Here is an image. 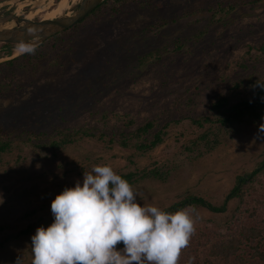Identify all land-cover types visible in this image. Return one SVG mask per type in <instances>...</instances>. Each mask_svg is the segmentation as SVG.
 <instances>
[{
    "label": "rangeland",
    "instance_id": "1",
    "mask_svg": "<svg viewBox=\"0 0 264 264\" xmlns=\"http://www.w3.org/2000/svg\"><path fill=\"white\" fill-rule=\"evenodd\" d=\"M80 1L69 3L72 7ZM193 3L199 11L183 17ZM28 13L24 7L20 16ZM40 19L39 15L33 20ZM263 48L264 0H155L145 7L127 4L120 13L111 11L109 4L59 38L47 40L41 51L62 50V57L56 65L45 63L44 79L30 97L0 96V126L37 131L78 127L97 137L52 153L34 150L23 136L2 156L0 242L5 244L0 264H17L18 258L19 264H31V237L38 227L53 223L52 201L65 187H74L77 180L82 183L83 173L95 165L110 164L117 174L158 167L168 172L166 181L149 179L133 186L142 193V206L148 203L162 210L190 194L222 204L236 179L264 159V135L257 137L264 131V117L223 132L212 152L187 151L209 126L199 128L193 121L215 119L211 104L219 97L238 102L250 96L247 87L264 80ZM12 49L18 56L26 53L19 45ZM6 52L0 44V63L18 57ZM236 84L242 87L236 89ZM148 122L155 123V134H165L158 147H135L152 135L132 137L130 147H122L121 133L129 137ZM101 134L103 140L98 139ZM254 186L243 202H230L226 213H193L199 217L196 232L179 264H188L190 258L192 264H241L240 256L247 264H262L248 257L250 244L227 262L213 259L209 249L232 233L230 227H261L264 178ZM27 229L30 234L17 237Z\"/></svg>",
    "mask_w": 264,
    "mask_h": 264
},
{
    "label": "clouds",
    "instance_id": "2",
    "mask_svg": "<svg viewBox=\"0 0 264 264\" xmlns=\"http://www.w3.org/2000/svg\"><path fill=\"white\" fill-rule=\"evenodd\" d=\"M251 87L264 89V83L257 80ZM138 196L142 193L110 164L85 171L82 183L65 187L52 201L53 223L31 237V264H179L196 232V210L170 213L142 206Z\"/></svg>",
    "mask_w": 264,
    "mask_h": 264
},
{
    "label": "trees",
    "instance_id": "3",
    "mask_svg": "<svg viewBox=\"0 0 264 264\" xmlns=\"http://www.w3.org/2000/svg\"><path fill=\"white\" fill-rule=\"evenodd\" d=\"M154 1L155 0H104V2L91 15L99 13L104 6H108L109 4L111 11L120 13L121 9L127 4L134 3L141 7H145L151 6ZM220 7L221 12L226 11V6L220 3ZM199 9L197 3H193L189 9H185L183 17H188L190 15L194 16ZM210 9L211 8H209V10ZM77 26L73 28H76ZM61 34L50 39H57ZM45 44L46 42L42 46L34 48V51L31 53L26 52L17 58L0 63V96L6 97L11 94H18L30 97L32 93L36 91V86L44 79V71H47L45 69V63L51 62L56 65L59 62L60 57H62V50L59 51V54H46L41 51ZM13 46L14 45L11 44H4V47H6L7 50L6 55L12 56L14 54L12 49ZM0 58H3V54H0ZM259 81L264 83V80ZM255 83H252L247 87L250 89V96L241 98L238 102H232L230 96L217 98L211 104V111L215 114V119L212 120L210 117H206L200 120H194V125L199 128H204L206 125L209 126L200 136L193 140L192 147H188L187 151H201V149L204 148L206 151L212 152L221 144V135L223 132H229L231 128H234L245 121L257 122L262 120L264 117V99H262L264 98V89L252 88L251 86ZM235 87L236 89H239L242 87V84H236ZM132 125H134V122H129V126ZM155 127L154 122H148L144 126L139 127L129 137L125 133H121L120 144L122 147L128 148L130 147V139L132 137L142 139L145 136L152 135L151 140L146 138V144H139L137 142L135 147L141 151L153 150L164 141L165 136L163 131H159L155 134L153 131ZM23 136L25 138L23 142H31L34 150L38 152L52 150V153H56L67 146L73 145L85 137H97L94 133H91L89 129H78V127H63L37 131L35 129L29 130L28 128L0 126V160L3 155L10 153L14 149V142L16 139L22 140L19 138H22ZM104 138V134L98 136V139L103 140ZM119 175L128 180L133 186L149 179L166 181L169 176L168 172L159 167L155 169L144 168L137 172H129ZM263 178L264 159L258 163L253 171L243 174L236 179L235 185L226 195L222 204L215 205L205 197L190 194L180 202L162 209V211L175 213L182 208L192 206L196 211L204 209L215 214H223L228 212V205L230 202L234 200L243 202L246 198L247 191L255 187L254 185L256 182H261ZM30 232L31 229H27L26 231L21 232L17 237L30 234ZM228 233L231 234L223 236L222 242L213 243V245L209 247L213 259L227 262L230 257H238L236 255L242 246L246 245L245 247L250 248L247 246L250 244L252 248H250L251 253H248V257L257 259V261H261V263L264 264L263 221L261 227L260 225H255L252 227H244L243 230H238V228L232 229V227H230ZM4 244L5 241L0 242V248L3 247ZM122 248L123 244L121 243L118 245V249ZM243 257L240 256L238 260L241 264H247L248 260Z\"/></svg>",
    "mask_w": 264,
    "mask_h": 264
},
{
    "label": "water",
    "instance_id": "4",
    "mask_svg": "<svg viewBox=\"0 0 264 264\" xmlns=\"http://www.w3.org/2000/svg\"><path fill=\"white\" fill-rule=\"evenodd\" d=\"M26 1L37 3L41 0H15L12 3H2L8 6L0 10V44L23 45L32 49L39 47L50 38L85 21L104 2V0H81L71 8V16L65 15L53 20H31L16 13L20 4ZM14 8L16 9L13 12L6 14ZM28 12H31L30 7ZM9 24L13 26L7 28Z\"/></svg>",
    "mask_w": 264,
    "mask_h": 264
},
{
    "label": "bare ground",
    "instance_id": "5",
    "mask_svg": "<svg viewBox=\"0 0 264 264\" xmlns=\"http://www.w3.org/2000/svg\"><path fill=\"white\" fill-rule=\"evenodd\" d=\"M14 1L15 0H0V6L3 5V2L12 3ZM24 7H30L31 9V12L26 15L28 19L33 20L35 17L40 15L41 19L53 20L65 15L71 16V8L73 6L71 7L69 0H59L58 2H54L53 0H41L37 3L26 1L24 4H20V7L17 9L16 13L20 14L21 9ZM12 26L13 24H9L7 25V28H11ZM21 46L23 45H19V48H21ZM17 51L19 50L17 49L16 52ZM18 55L19 53H16L13 55V57H17Z\"/></svg>",
    "mask_w": 264,
    "mask_h": 264
},
{
    "label": "flooded vegetation",
    "instance_id": "6",
    "mask_svg": "<svg viewBox=\"0 0 264 264\" xmlns=\"http://www.w3.org/2000/svg\"><path fill=\"white\" fill-rule=\"evenodd\" d=\"M3 3H5V2H3ZM8 6V4L5 6V8ZM5 8H2L3 10L5 9ZM14 10H11V11H9L8 13H6V14H9V13H11V12H13ZM26 16V15H25ZM25 16H22V17H25ZM66 32V31H65ZM3 45V48H5L6 49V47H4V44H2ZM10 45V44H9ZM14 55V54H13Z\"/></svg>",
    "mask_w": 264,
    "mask_h": 264
}]
</instances>
